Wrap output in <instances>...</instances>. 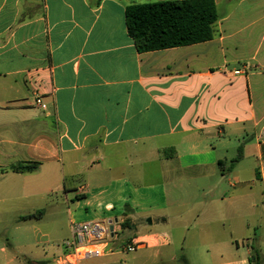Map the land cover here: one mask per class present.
<instances>
[{
  "label": "crops",
  "instance_id": "obj_1",
  "mask_svg": "<svg viewBox=\"0 0 264 264\" xmlns=\"http://www.w3.org/2000/svg\"><path fill=\"white\" fill-rule=\"evenodd\" d=\"M162 1L0 0V223L71 202L70 225L147 229L126 240L153 264H264V0L140 53L125 10Z\"/></svg>",
  "mask_w": 264,
  "mask_h": 264
},
{
  "label": "rangeland",
  "instance_id": "obj_2",
  "mask_svg": "<svg viewBox=\"0 0 264 264\" xmlns=\"http://www.w3.org/2000/svg\"><path fill=\"white\" fill-rule=\"evenodd\" d=\"M237 146L238 144L232 149L234 150L232 155L236 154ZM229 163L228 160L227 166ZM255 166L258 167V163H255ZM155 181L159 183L160 176L145 177L144 186L150 188L140 192L143 194L144 201H161L162 192L156 187L158 184ZM69 212H71V202H64L63 205L60 204L49 212L41 210L33 217L17 216L1 222L0 264H57L58 257L64 253V244L71 240ZM78 223L77 220L73 222V224ZM162 229L164 228L158 227L152 231L161 235L164 231ZM147 232V229L128 230L115 224V236L111 240L112 253L101 258L84 260L80 264H153L149 259H142L144 251L124 253L116 246L119 240L143 236Z\"/></svg>",
  "mask_w": 264,
  "mask_h": 264
},
{
  "label": "trees",
  "instance_id": "obj_3",
  "mask_svg": "<svg viewBox=\"0 0 264 264\" xmlns=\"http://www.w3.org/2000/svg\"><path fill=\"white\" fill-rule=\"evenodd\" d=\"M213 0L162 1L131 5L125 10V24L129 37L138 52H151L211 41L218 21ZM37 164H18L15 173L32 172ZM121 228H127L123 222ZM252 264H259L253 255Z\"/></svg>",
  "mask_w": 264,
  "mask_h": 264
},
{
  "label": "built area",
  "instance_id": "obj_4",
  "mask_svg": "<svg viewBox=\"0 0 264 264\" xmlns=\"http://www.w3.org/2000/svg\"><path fill=\"white\" fill-rule=\"evenodd\" d=\"M238 74V72H235ZM39 104V99H36ZM113 226V231L110 227ZM71 240L64 244V253L58 257V264H79L81 261L100 258L112 253L111 240L114 238L112 221H91L70 225ZM117 248L124 253H132L139 248L141 242L133 239L117 241ZM115 246V247H116Z\"/></svg>",
  "mask_w": 264,
  "mask_h": 264
},
{
  "label": "water",
  "instance_id": "obj_5",
  "mask_svg": "<svg viewBox=\"0 0 264 264\" xmlns=\"http://www.w3.org/2000/svg\"><path fill=\"white\" fill-rule=\"evenodd\" d=\"M110 231H111V232L113 231V226L110 227Z\"/></svg>",
  "mask_w": 264,
  "mask_h": 264
}]
</instances>
